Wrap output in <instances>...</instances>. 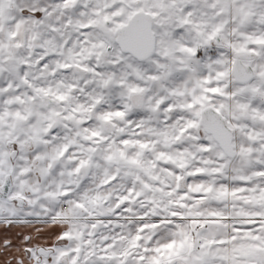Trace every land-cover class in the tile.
Here are the masks:
<instances>
[{"label":"snow or ice","instance_id":"obj_1","mask_svg":"<svg viewBox=\"0 0 264 264\" xmlns=\"http://www.w3.org/2000/svg\"><path fill=\"white\" fill-rule=\"evenodd\" d=\"M0 264H264V0H0Z\"/></svg>","mask_w":264,"mask_h":264}]
</instances>
